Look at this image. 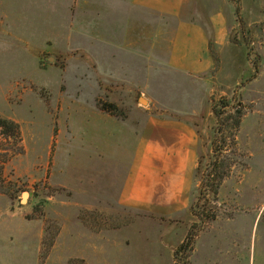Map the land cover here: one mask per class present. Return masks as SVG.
<instances>
[{
	"label": "rangeland",
	"instance_id": "obj_1",
	"mask_svg": "<svg viewBox=\"0 0 264 264\" xmlns=\"http://www.w3.org/2000/svg\"><path fill=\"white\" fill-rule=\"evenodd\" d=\"M114 1L86 36L0 17V116L23 149L0 136V264H264V0L190 8L210 39L195 75L166 65L172 35L146 31L141 13L126 50ZM223 101L234 108L213 146ZM183 145L185 163L171 162ZM216 156L211 185L224 179L203 195Z\"/></svg>",
	"mask_w": 264,
	"mask_h": 264
},
{
	"label": "crops",
	"instance_id": "obj_2",
	"mask_svg": "<svg viewBox=\"0 0 264 264\" xmlns=\"http://www.w3.org/2000/svg\"><path fill=\"white\" fill-rule=\"evenodd\" d=\"M105 0H0V17L16 20L49 21L48 30L56 37H73L90 35L88 19H98L104 12ZM198 0H115L117 5V36L131 40L125 43L126 50H136L132 37L138 28V14L146 19L143 27L154 35L157 29L159 36L172 35L171 44L166 49V65L175 71L189 74H200L211 67L210 39L206 27L195 16L190 15V8ZM140 16V17H141ZM156 20V22H155ZM164 23H159V21ZM173 22V23H172ZM215 34L221 37L225 27V18L219 14L211 18ZM96 33V32H93ZM104 31H97V35ZM219 44L217 40L215 42ZM128 44V45H127ZM124 50V49H123ZM156 51H164L162 48ZM149 51L153 52L154 47ZM151 120L143 125L146 136L156 123L164 125L162 120ZM168 124V123H166ZM184 128V127H183ZM186 132V131H185ZM152 133V132H151ZM185 141V140H184ZM184 145L177 149L181 156L175 155L171 162L185 163ZM184 157V159H183ZM147 161V154L143 157ZM181 158V160H180ZM174 162V163H175ZM130 203H127L129 205ZM131 205V204H130ZM135 205V204H134Z\"/></svg>",
	"mask_w": 264,
	"mask_h": 264
},
{
	"label": "trees",
	"instance_id": "obj_3",
	"mask_svg": "<svg viewBox=\"0 0 264 264\" xmlns=\"http://www.w3.org/2000/svg\"><path fill=\"white\" fill-rule=\"evenodd\" d=\"M237 15L240 17V8L237 9ZM255 78V77H253ZM234 108V105L229 103L228 101H223L221 102V104L219 105V107H215L214 108V114L217 118L218 121V126L216 128V135H215V139H214V144L213 146H216L217 141L219 139V136L224 132L223 129V123H224V115L226 113V111L231 110ZM0 136L4 137L5 139H9L12 140L15 144V150H13L14 154H21L23 153V149L21 147V142H22V137H21V130H20V126L19 124H17L16 122L10 120V119H6L0 116ZM216 148V147H215ZM8 154L7 151H0V155L2 156H6ZM216 155H218V153H216ZM7 157V156H6ZM5 162H0V185L2 186L5 183L4 180V168H3V164ZM218 156H216V158L214 160H212V162L209 164L205 174H204V178H203V190H202V194L204 195V192H206V190L208 191L209 188H213V192L217 193L218 188L220 187L221 182L223 181L224 177L223 176H219L213 180H215L217 183L215 185H211V177H212V172L214 170H217L218 168ZM216 168V169H214ZM201 200V198H199V201ZM196 206H198L197 204L195 206H193L192 210L193 213L199 217L200 219H202V215L199 212V210H197ZM186 248V245H182V247L180 248V250L176 253L177 256L179 254H181V252L184 251V249Z\"/></svg>",
	"mask_w": 264,
	"mask_h": 264
},
{
	"label": "water",
	"instance_id": "obj_4",
	"mask_svg": "<svg viewBox=\"0 0 264 264\" xmlns=\"http://www.w3.org/2000/svg\"><path fill=\"white\" fill-rule=\"evenodd\" d=\"M142 100H143V99H141V101H142ZM142 103H144V104H145L146 102H142ZM24 195H26V197H28V194H24Z\"/></svg>",
	"mask_w": 264,
	"mask_h": 264
},
{
	"label": "bare ground",
	"instance_id": "obj_5",
	"mask_svg": "<svg viewBox=\"0 0 264 264\" xmlns=\"http://www.w3.org/2000/svg\"><path fill=\"white\" fill-rule=\"evenodd\" d=\"M26 196V195H25ZM27 198V197H26Z\"/></svg>",
	"mask_w": 264,
	"mask_h": 264
}]
</instances>
